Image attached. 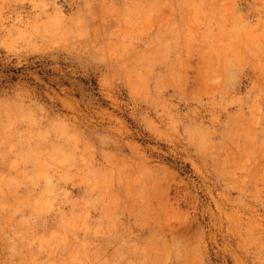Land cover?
<instances>
[{"label":"rangeland","instance_id":"obj_1","mask_svg":"<svg viewBox=\"0 0 264 264\" xmlns=\"http://www.w3.org/2000/svg\"><path fill=\"white\" fill-rule=\"evenodd\" d=\"M0 264H264V0H0Z\"/></svg>","mask_w":264,"mask_h":264}]
</instances>
